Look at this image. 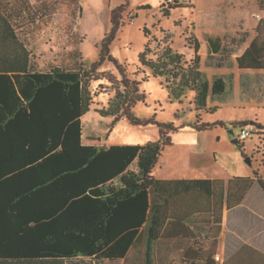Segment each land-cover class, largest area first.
Returning a JSON list of instances; mask_svg holds the SVG:
<instances>
[{
  "label": "trees",
  "instance_id": "obj_1",
  "mask_svg": "<svg viewBox=\"0 0 264 264\" xmlns=\"http://www.w3.org/2000/svg\"><path fill=\"white\" fill-rule=\"evenodd\" d=\"M163 2L165 16L185 5L180 0ZM127 6L125 2L112 9V27L94 64L109 58L122 75L123 87H117L107 108L96 111L115 116L112 125L122 116L134 125H157L159 139L147 144L84 143L82 117L94 103L90 74L49 61L47 69L37 68L33 52L0 9V264H66L84 258L100 263L125 258L124 264H169L172 246L185 242L174 241L171 235L187 236L180 222L206 224L213 240L205 251L208 257L201 259H207L206 264L219 261L214 253L222 226L225 180L157 177L154 171L165 148L173 145L178 127L156 116L140 118L133 108L146 100L140 85L153 75L161 78L171 100L182 102L187 91L195 92V109L201 113L191 124L194 128L223 126L221 120L206 121L203 113L218 111L209 99L224 94L227 82L222 77L210 81L201 70L198 38L189 37L195 54L187 59L171 44L155 50L148 27L139 61L152 74L130 79L124 63L110 54ZM238 59L242 67L263 68L264 43L255 38ZM235 124L249 126L248 121ZM235 179L248 182L245 193L255 178ZM256 179L264 187V178ZM243 194L232 203L229 193V205L239 203ZM199 198L200 203H211L210 211L184 215L182 207L195 208L192 201L198 203ZM205 213L210 219H203Z\"/></svg>",
  "mask_w": 264,
  "mask_h": 264
},
{
  "label": "rangeland",
  "instance_id": "obj_2",
  "mask_svg": "<svg viewBox=\"0 0 264 264\" xmlns=\"http://www.w3.org/2000/svg\"><path fill=\"white\" fill-rule=\"evenodd\" d=\"M180 1L185 5L171 9L169 16H165L162 10L163 0H0V9L12 21L20 39L33 52L37 68L47 69L46 62L49 61L90 74L89 88L94 103L82 117L84 143L147 144L159 139L157 125H134L123 116L112 125L115 116H103L96 111L97 108H107L116 95L117 87L122 89L123 86L122 75L109 58L101 64H94L100 59L102 41L112 27V9L125 2H128V6L123 14V24L110 54L124 63L127 76L132 80H142L145 74H152L139 61L147 41L145 27L151 30V46L155 50L171 44L175 50L191 59L195 48L190 44L189 37L200 41V27L208 29L214 21L229 25L236 7L242 2ZM150 56L155 57L153 53ZM263 86L253 93L257 97L255 103H228L215 114L204 112L206 121L224 120V125L199 131L191 125L201 113L195 109L194 91H187L180 102L169 98L168 89L160 77L152 75L142 82L140 89L146 92L147 98L135 105V114L140 118L156 116L159 121L174 122L178 127L173 132V145L163 151L155 175L228 178L234 175L255 177L256 174V177L264 178V129L255 124L264 125ZM248 89L246 87V92H250ZM241 121L249 122L253 134L243 142L236 143L234 139L238 138L241 128L235 123ZM247 158L251 159V163ZM66 264L96 263L84 258L69 260Z\"/></svg>",
  "mask_w": 264,
  "mask_h": 264
},
{
  "label": "crops",
  "instance_id": "obj_3",
  "mask_svg": "<svg viewBox=\"0 0 264 264\" xmlns=\"http://www.w3.org/2000/svg\"><path fill=\"white\" fill-rule=\"evenodd\" d=\"M236 8L231 23L228 22L229 25L214 21L207 27L208 29L200 27L201 70L210 81L222 77L227 82V90L224 94L210 96L209 105L217 106L219 108L217 112L223 110L224 105L228 103L246 105L257 102V97L253 93L257 89L261 90L260 86L264 84V67H242L238 59L255 38H259V43H264V0H242L240 6ZM237 11L240 14H237ZM246 87H249L251 93L246 92ZM229 100L232 102H228ZM236 176L255 179L244 193L248 182L245 179H235ZM185 178L225 180L226 195L222 208V226L214 253V257H220L217 264H264V187L256 179V174L255 177L234 175L228 178L223 176ZM229 193L232 203L243 193L244 196L239 203L230 206ZM184 199L193 200L191 197H183L182 200ZM198 200V203L192 201L193 204H197L195 208L189 205L181 206L184 210L183 214L191 216L197 213L200 215V211H210L212 206L210 202L203 200L200 203V198ZM188 203L190 204V201ZM202 215L204 220L210 219V214ZM178 225L186 229L187 236L171 235L174 241L183 239L185 242L179 247L172 246V255L168 258L169 264H206L207 259L201 257H208L205 251L210 248L213 240L208 237L207 225L198 223L196 226L188 222H180ZM178 225L173 222L175 228ZM94 262L97 264L98 261L94 260ZM103 262L124 264L125 258L104 259L101 263Z\"/></svg>",
  "mask_w": 264,
  "mask_h": 264
},
{
  "label": "built area",
  "instance_id": "obj_4",
  "mask_svg": "<svg viewBox=\"0 0 264 264\" xmlns=\"http://www.w3.org/2000/svg\"><path fill=\"white\" fill-rule=\"evenodd\" d=\"M252 134L251 129L249 128V126H245L243 128H241V132L238 136V139L241 140H246L247 138H249V136ZM218 259H220V257H217Z\"/></svg>",
  "mask_w": 264,
  "mask_h": 264
},
{
  "label": "water",
  "instance_id": "obj_5",
  "mask_svg": "<svg viewBox=\"0 0 264 264\" xmlns=\"http://www.w3.org/2000/svg\"><path fill=\"white\" fill-rule=\"evenodd\" d=\"M231 133H233V130H231ZM238 141H239L238 138L234 139V142L238 143ZM247 161L251 163V159L250 158H247Z\"/></svg>",
  "mask_w": 264,
  "mask_h": 264
}]
</instances>
